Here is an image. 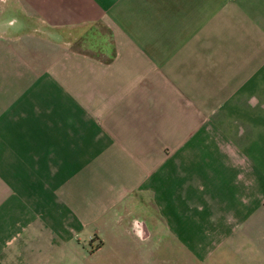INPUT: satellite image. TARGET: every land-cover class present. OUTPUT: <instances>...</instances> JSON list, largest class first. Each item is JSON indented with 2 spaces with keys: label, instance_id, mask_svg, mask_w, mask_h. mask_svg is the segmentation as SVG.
Returning <instances> with one entry per match:
<instances>
[{
  "label": "crops",
  "instance_id": "obj_1",
  "mask_svg": "<svg viewBox=\"0 0 264 264\" xmlns=\"http://www.w3.org/2000/svg\"><path fill=\"white\" fill-rule=\"evenodd\" d=\"M201 263L264 264V0H0V264Z\"/></svg>",
  "mask_w": 264,
  "mask_h": 264
},
{
  "label": "rangeland",
  "instance_id": "obj_2",
  "mask_svg": "<svg viewBox=\"0 0 264 264\" xmlns=\"http://www.w3.org/2000/svg\"><path fill=\"white\" fill-rule=\"evenodd\" d=\"M94 37V36H93ZM133 210H138L136 212L140 213V216H131V218H129V220L134 221L135 223H137L136 225H139L137 228V237H139V239L144 238L143 235H140V227L143 225V221L146 219L145 215L142 214V211H140L139 209L136 208V206L134 207H129ZM150 221H152L153 225L155 224V218H152ZM134 223V224H135ZM153 239V244H156L151 250H142L140 247L134 246L132 249L130 248H120V249H116L115 251H119L121 252L122 256L125 257H130V254L133 255L135 258L137 257H142L144 259H149V260H162L165 257H167V259L173 260L174 258L178 257V253H177V248H176V242H174V240H176L173 237H167V239L165 240V231H159L158 233H156V236L152 238ZM121 240L122 242H130L131 238L128 237L126 235V233H122L121 234ZM166 242V243H165ZM167 242H169L171 244V246L168 248L169 250H165V244H167ZM174 243V244H173ZM172 247V248H171ZM182 252V251H181ZM180 253V251H179ZM106 252L104 251V255L102 254L101 256H105ZM180 257H183V254L180 253ZM100 259L102 260L103 258H97V260ZM96 260V261H97ZM95 261V262H96ZM150 263V262H149ZM201 264H208V263H201Z\"/></svg>",
  "mask_w": 264,
  "mask_h": 264
}]
</instances>
